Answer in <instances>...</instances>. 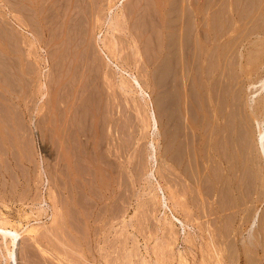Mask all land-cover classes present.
<instances>
[{
	"label": "rangeland",
	"instance_id": "obj_1",
	"mask_svg": "<svg viewBox=\"0 0 264 264\" xmlns=\"http://www.w3.org/2000/svg\"><path fill=\"white\" fill-rule=\"evenodd\" d=\"M262 82L264 0H0L16 264H264Z\"/></svg>",
	"mask_w": 264,
	"mask_h": 264
},
{
	"label": "bare ground",
	"instance_id": "obj_2",
	"mask_svg": "<svg viewBox=\"0 0 264 264\" xmlns=\"http://www.w3.org/2000/svg\"><path fill=\"white\" fill-rule=\"evenodd\" d=\"M188 34V33H187ZM194 46V45H193ZM193 49V48H192ZM187 67V66H186ZM195 70V69H194ZM202 81V80H201ZM262 89L261 90H263L264 91V82H262ZM250 87V86H249ZM210 92H211V90H210ZM262 92V91H261ZM214 101V100H213ZM206 105V104H205ZM218 111V110H217ZM192 113V112H191ZM255 114L254 115H256V111L254 112ZM258 113H260V112H258ZM261 113H263L262 114V116H261V118H260V120L256 117V121H257V123L259 124V123H263V125H264V109L262 110V112ZM188 114V113H187ZM220 115V114H219ZM222 115V114H221ZM258 115V114H257ZM256 115V116H257ZM171 116V115H170ZM249 116V115H248ZM152 121L153 122H155V119H154V117L152 116ZM173 121V120H172ZM170 122V121H169ZM178 122V121H177ZM193 122V121H192ZM170 125V124H169ZM226 125V124H225ZM194 126V125H193ZM228 126V125H227ZM233 126V125H232ZM231 126V127H232ZM101 127V126H100ZM175 127V126H174ZM179 128V127H178ZM202 128V127H201ZM200 128V129H201ZM223 128V127H222ZM102 130V129H101ZM226 130V129H225ZM221 131V130H220ZM209 133V132H208ZM226 133H227V131H226ZM203 134V133H202ZM211 134V133H210ZM259 141H260V145H261V148H262V150H263V154H264V130L262 131V132H260L259 133ZM217 137V136H216ZM215 137V138H216ZM222 137V136H221ZM220 139V138H219ZM225 139V138H224ZM169 141V140H168ZM224 141V142H223ZM222 142H223V145H225V147H226V150H225V152H223L225 155H226V157L228 156V157H231V153H230V147H231V145L230 144H232L231 143V139H229V138H226V140H223ZM239 141V140H238ZM98 142V141H97ZM219 142V141H218ZM221 142V141H220ZM221 142V143H222ZM233 145V144H232ZM219 147H220V143H219V145H218ZM217 146V147H218ZM230 146V147H229ZM237 146V145H236ZM240 147V146H239ZM224 147H222L221 149H223ZM206 153V152H205ZM210 153V152H209ZM175 154V153H174ZM188 156H189V154H188ZM195 156V155H194ZM193 156V157H194ZM203 156V155H202ZM208 156V155H207ZM73 157V156H72ZM209 159V158H208ZM239 159V158H238ZM86 160V159H85ZM67 161V160H66ZM209 162V161H208ZM227 164V163H226ZM218 166V165H217ZM221 169V168H220ZM231 169V168H230ZM240 176V175H239ZM195 178V177H194ZM260 179V178H259ZM258 179V180H259ZM238 181V180H237ZM239 183V182H238ZM193 190V189H192ZM236 190V189H235ZM225 192V191H224ZM257 192V191H256ZM231 193V192H230ZM250 194H251V191L249 192ZM253 193V192H252ZM191 194V193H190ZM239 195V194H238ZM217 196V195H216ZM251 196H252V194H251ZM250 197V196H249ZM264 200V186H261V189H260V191H259V193H257V195H256V199H253V201L254 202H262ZM228 206V205H227ZM245 206V205H244ZM251 208V207H250ZM249 209V208H248ZM250 210V209H249ZM253 210V209H252ZM247 211V210H246ZM246 211H244V212H246ZM260 212V211H259ZM216 213V212H215ZM252 211H251V215H250V218H251V216H252ZM84 214V213H83ZM210 214V213H209ZM235 214V213H234ZM245 214H248V213H245ZM250 214V213H249ZM263 214H264V212H263ZM262 214V217L264 216ZM260 216H261V214H260ZM255 217V216H254ZM242 218V217H241ZM240 218V219H241ZM249 218V215H248V219H250ZM245 219H246V217H245ZM252 225L251 226H248V230L247 229H245V228H243V230L242 231H245V232H243V234L241 233V232H238L239 234H238V236L240 235V233H241V235H243V236H241L242 237V239H241V241H239L243 246H241V247H244V248H246L249 244L252 246V245H254L256 248L260 245V246H262L263 244H264V241L262 242L261 240H260V236L261 237H263V234H264V229L262 230L261 229V226H260V223H258L259 224V227H260V229H259V227L258 228H256L257 226H258V224H257V226L256 225H254V223H255V220H253V216H252ZM260 219V218H259ZM263 219V218H262ZM243 221H244V219H243ZM0 222H1V220H0ZM258 222H261V220L259 221L258 220ZM244 223H246V220H245V222ZM263 223V222H262ZM246 224H248V221H247V223ZM251 224V222L248 224V225H250ZM262 225V224H261ZM246 226V225H245ZM244 226V227H245ZM256 226V227H255ZM239 227V226H238ZM263 227V226H262ZM242 228V227H241ZM264 228V227H263ZM240 230V229H239ZM238 230V231H239ZM241 231V230H240ZM0 236L1 237H4V239H3V241H4V244H5V247L6 246H8V244H10V251H8L7 252V254H6V257L8 258V260L10 261V264H16V256H15V251H14V249L12 248L11 249V247H15V246H17L18 245V240H19V234H18V232L17 231H13V230H11V231H9V229H7L6 227H4L3 226V224H2V222L0 223ZM218 236V235H217ZM216 236V237H217ZM5 237H9L10 239L9 240H6L5 239ZM238 238H240V237H238ZM86 239V238H85ZM209 239V238H208ZM261 239H263V238H261ZM227 240V239H226ZM240 240V239H239ZM264 240V239H263ZM215 242H216V240H215ZM232 242V241H231ZM238 242V243H239ZM261 242H262V245H261ZM222 244V243H221ZM232 244H233V242H232ZM257 244H259L258 246H257ZM235 245V244H234ZM254 246H252V247H254ZM240 247V248H241ZM249 248H250V246H248ZM229 248V247H228ZM233 248V247H232ZM244 248H241V250H243ZM258 248H260V247H258ZM263 248H264V245H263ZM263 248H262V250H263ZM254 250V249H253ZM252 250V251H253ZM261 250V249H260ZM233 251V250H232ZM256 251L257 250H255L254 251V254H256ZM247 252V251H246ZM261 252V251H260ZM263 252V251H262ZM261 252V253H262ZM229 254V253H228ZM246 254V253H245ZM257 255V254H256ZM262 255H263V253H262ZM264 257V256H263ZM250 258V257H249ZM248 258V259H249ZM230 259V258H229ZM228 260V259H227ZM255 260V259H254ZM248 261V260H247Z\"/></svg>",
	"mask_w": 264,
	"mask_h": 264
}]
</instances>
